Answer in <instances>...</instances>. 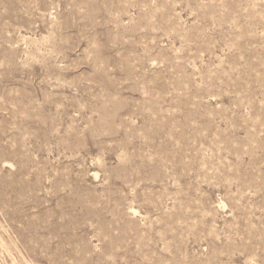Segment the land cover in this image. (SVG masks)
I'll return each instance as SVG.
<instances>
[{"label": "rangeland", "instance_id": "rangeland-1", "mask_svg": "<svg viewBox=\"0 0 264 264\" xmlns=\"http://www.w3.org/2000/svg\"><path fill=\"white\" fill-rule=\"evenodd\" d=\"M0 264H264V0H0Z\"/></svg>", "mask_w": 264, "mask_h": 264}]
</instances>
